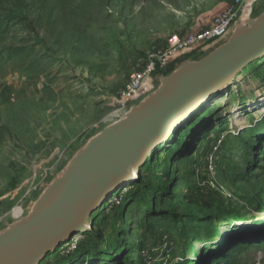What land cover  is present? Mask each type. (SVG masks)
<instances>
[{
    "label": "rangeland",
    "instance_id": "374dc122",
    "mask_svg": "<svg viewBox=\"0 0 264 264\" xmlns=\"http://www.w3.org/2000/svg\"><path fill=\"white\" fill-rule=\"evenodd\" d=\"M221 1L0 0V234L122 117L119 92L147 56L207 26ZM263 13L259 0L251 19ZM233 84L182 143L148 158L141 176L152 188L135 196L122 185L113 205L91 214L105 243L66 264H252L264 253V57ZM160 86L153 77L133 104ZM232 238L240 240L219 250ZM83 241L75 235L58 251Z\"/></svg>",
    "mask_w": 264,
    "mask_h": 264
},
{
    "label": "water",
    "instance_id": "95a60500",
    "mask_svg": "<svg viewBox=\"0 0 264 264\" xmlns=\"http://www.w3.org/2000/svg\"><path fill=\"white\" fill-rule=\"evenodd\" d=\"M261 57L264 13L239 22L228 41L200 59L182 61L162 76L155 93L92 138L32 212L0 234V264H41L73 235L90 232L91 214L117 188L139 182L148 155L169 140H179L192 123L187 119L202 113L225 93L216 92L222 85Z\"/></svg>",
    "mask_w": 264,
    "mask_h": 264
},
{
    "label": "built area",
    "instance_id": "2783aa9c",
    "mask_svg": "<svg viewBox=\"0 0 264 264\" xmlns=\"http://www.w3.org/2000/svg\"><path fill=\"white\" fill-rule=\"evenodd\" d=\"M258 2L259 0H233L225 11L198 32L189 33L148 55L141 63L139 70L119 92V109L123 113L121 118L134 106L133 101L153 77L160 79L162 76H168L171 74L169 71L176 67L175 64H180L187 59H198L224 44L239 22L251 19ZM186 57L188 58L185 59ZM211 170L213 171L212 167ZM3 222L4 216L0 213V226ZM252 264H264L263 251L257 253Z\"/></svg>",
    "mask_w": 264,
    "mask_h": 264
},
{
    "label": "trees",
    "instance_id": "16d2710c",
    "mask_svg": "<svg viewBox=\"0 0 264 264\" xmlns=\"http://www.w3.org/2000/svg\"><path fill=\"white\" fill-rule=\"evenodd\" d=\"M222 5L224 6L222 8V12L225 11L230 3H229V0H222L221 1ZM188 57H186L185 59H187ZM184 59V60H185ZM176 67H173L169 72L172 73L174 70H175ZM180 140V143L183 142V139L182 138H179ZM161 148V147H160ZM163 148V147H162ZM159 149V148H158ZM157 149V150H158ZM263 150H264V147H263ZM156 153V152H155ZM154 153V155H155ZM153 155V156H154ZM153 156L151 157V155L149 156V159L151 158V161H153ZM146 166V163L145 165L141 168V172H142V169ZM141 172H140V180L139 182H136V183H133L131 184L130 186H128V188L130 187V189H126V194H130L133 190H135V196H138L140 194H145L147 189L149 188H152L153 187V184L152 182L150 183H144L142 181V176H141ZM163 185V179H158L157 183H156V189L162 187ZM155 187V186H154ZM116 198H119V194L117 193V191H115L112 195V197L110 199H108L101 207H100V210L96 211V215L99 214L103 209H106L107 207L111 206L114 204V199ZM121 209V208H120ZM119 210V209H118ZM117 214V213H116ZM96 215H93L92 217H95ZM91 218V217H90ZM247 238L244 237L242 239V241L246 240ZM105 240H106V235L105 233L101 230V229H98L96 227H92V230L86 234H84V241L81 242V243H77L74 248L72 249H68V247H64L62 249V251H56L54 253H51L49 254L43 261L41 264H66L65 263V258H69L70 256L72 255H76L79 254V253H85V252H90L92 253L95 249H93V245H95V248H96V245H97V248L99 245H102L105 243ZM238 240H240V238L238 239H230L229 241L227 242H223L222 244L219 245V250H222L223 247L227 246V245H233V243L237 242ZM235 248V246H234ZM107 251L106 250H101L99 254H97L96 256L97 257H101V254H106ZM53 257V260H55V262L51 263L49 261V259ZM111 259H117L116 257L114 256H110ZM200 264H204V261L202 262H199Z\"/></svg>",
    "mask_w": 264,
    "mask_h": 264
},
{
    "label": "bare ground",
    "instance_id": "6f19581e",
    "mask_svg": "<svg viewBox=\"0 0 264 264\" xmlns=\"http://www.w3.org/2000/svg\"><path fill=\"white\" fill-rule=\"evenodd\" d=\"M261 58H262V57H261ZM241 71H242V70H241ZM241 71H240V72H241ZM238 73H239V72H238ZM238 73H236L234 76H232V78H231L226 84L222 85L221 88H220L218 91H216V92H217V93H220V91H226L231 85L233 86V85H234V84H233V80H234L235 76H236ZM236 88H237V87L234 86V89H236ZM230 95H231V94H229V92H227L226 95L220 100V102H219V106H223L224 104H226L227 101L229 100ZM252 104H254V103H252ZM206 105H208V103H207V102H204V107H205ZM206 107H207V106H206ZM262 109H263V110H262V111L260 110V112L264 113V107H263ZM238 113H239V112H238ZM198 115H199V114H198ZM198 115H197V116H198ZM197 116H196V117H197ZM192 117H193V116H190V117L187 119V122L190 121L191 119H192L191 121H193V120L195 119V118L193 119ZM190 123H191V122H190ZM190 123H189V124H190ZM170 141H171V140H169L168 142H165V143H169ZM165 143H164V144H165ZM164 144H163V145H164ZM150 155H151V153L148 155V157H147V161H148V158H149ZM131 182H132V181L126 182V184H127V183H131ZM131 184H132V183H131ZM123 187H124V186H123ZM75 235L77 236V235H79V234H75ZM75 235H73L72 238L75 237ZM72 238H71V239H72Z\"/></svg>",
    "mask_w": 264,
    "mask_h": 264
}]
</instances>
